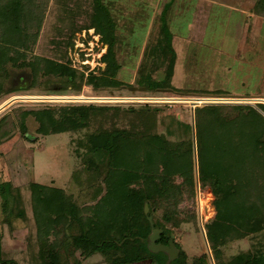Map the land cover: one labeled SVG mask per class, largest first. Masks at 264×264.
<instances>
[{"label":"trees","instance_id":"obj_1","mask_svg":"<svg viewBox=\"0 0 264 264\" xmlns=\"http://www.w3.org/2000/svg\"><path fill=\"white\" fill-rule=\"evenodd\" d=\"M85 1L91 6L89 22L80 29H93L105 45L100 58L104 67L97 74L72 67L67 57L64 62L42 56L26 58L25 51L35 42L44 18L43 3L0 0V95L32 89L39 76L51 77L46 79L48 84L59 83L61 91L74 94L84 84L95 91H120L123 85L126 89L144 87L138 93L150 96L162 89L163 94L178 97L224 93L172 85L176 52L161 20L163 11L151 18L146 1L131 7L120 0H57L60 16L73 15L71 2L79 8ZM250 12L264 18V0H254ZM58 20L60 31L73 30L64 40L65 46H72V23L66 18ZM120 24L133 37L136 29L143 30L139 42H123L126 36L117 31ZM142 42L141 62L129 82L121 77L122 69L126 58L135 59ZM190 64L188 59L185 66L190 68ZM8 65L28 73L16 76L24 80L15 86L6 83ZM158 69L164 71L159 79L154 77ZM46 91L56 94L58 88ZM157 103L19 109L17 123L10 113L0 117V144L12 137L16 126L24 135L28 116L36 121L37 134L72 132V151L81 166L72 171L71 178L89 191V198L78 203L61 187L30 181L29 216L23 209L21 186L8 180L10 200L5 199L4 205H9L7 212L13 220L9 225L19 218L28 228L23 251L27 264H80V258L96 253L106 264H186V254L173 233L184 221L181 213L190 210L187 202L194 203L197 190L212 195L214 214L203 228L214 264H264L261 242L228 259L222 250L232 241L264 231V103L257 102L255 107L203 103L193 107L191 121L164 112L165 106ZM144 203L154 227L162 229L157 242L172 239L179 249L175 260L168 262L165 253L148 250L151 227ZM8 255L0 247V261ZM202 256L193 258L191 264H209L207 253Z\"/></svg>","mask_w":264,"mask_h":264},{"label":"rangeland","instance_id":"obj_2","mask_svg":"<svg viewBox=\"0 0 264 264\" xmlns=\"http://www.w3.org/2000/svg\"><path fill=\"white\" fill-rule=\"evenodd\" d=\"M38 1L43 3L44 18L37 29L38 35L35 42L31 43L25 51L26 58L42 56L57 58L64 62L67 57L72 67L85 73L92 71L97 74L100 70L98 68L104 67L100 58L105 51V45L99 41V35L95 34L93 29H80L89 22L91 10L89 2H82L79 8L71 2L73 15L61 17L57 0ZM120 1L131 7H135L138 1H146L148 11H163L164 17L161 20L166 23L171 33L172 45L176 52L171 80L173 86L206 88L209 91L218 89L224 93L219 95L194 93L198 95L178 97L165 95L163 94L165 91L160 90L159 94L163 95L150 96V94L138 93L137 90L130 91L124 85L120 91L111 89L95 91L91 85L84 84L79 94H74L73 91H61L59 83L48 84L46 79H51V77L39 76L38 85L32 89L18 90V94L10 96L0 95V117L10 113L17 123L19 109H39L71 104H106L108 102H123L124 104L158 102L157 104L165 106L164 112L174 113L185 121H191L193 103L190 98H193L192 96L232 97L236 99L234 101H243L242 104L254 107L257 102H260L256 98L264 97V18L251 14L250 7L254 0ZM58 18H66L68 23H72V28L75 29L71 41L72 46H65L64 40L73 30L62 29L60 31ZM117 31L126 36L123 39L125 43L128 40L134 43L139 42L137 37L143 33V30L136 29V37L128 35L121 24ZM143 44L142 42L133 61L126 58L121 77L129 82L133 81L135 70L141 62ZM123 52H126L125 49ZM56 54L63 55L64 58L56 57ZM188 59L191 62L190 68L185 66ZM7 70L9 72L7 85L19 84L24 79L18 81L16 76H23L25 72L26 76L28 74L22 68H14L11 65L7 66ZM163 74L164 71L158 69L154 77L159 79ZM49 88H58V91L56 94H47L46 90ZM15 97L17 98L14 99ZM25 121L27 132L24 135L16 126L12 137L0 144V233L3 235L0 239V247L5 252H9L5 261L2 259L0 264H27L23 260V251L28 228L19 218L14 220V225H9L8 221L13 222V220L7 212L9 205L7 207L4 205L5 199L10 200L9 195L6 194L8 180L21 186L23 209L29 216L31 206L27 184L30 181L61 187L73 194L78 203L89 198L88 189L85 186L80 187L71 178L72 171L81 166L80 159L74 155L70 142L75 135L70 131L40 135L35 131L37 123L33 117L28 116ZM193 199L194 203L187 202L190 210L183 209L181 214L184 221L175 229L176 231L174 230L173 234L186 254V264H191L193 258H202V253H207L209 264H214L203 232V223L214 214L211 203L212 195L208 190L200 192L197 190L196 197ZM257 242L264 245V231L223 246V257L228 259L232 255L248 250ZM80 261V264H106V260L99 253L84 259L80 258ZM133 264H147V262L141 261Z\"/></svg>","mask_w":264,"mask_h":264},{"label":"water","instance_id":"obj_3","mask_svg":"<svg viewBox=\"0 0 264 264\" xmlns=\"http://www.w3.org/2000/svg\"><path fill=\"white\" fill-rule=\"evenodd\" d=\"M128 90L130 91H143L144 87H136V86H129ZM162 91H165L162 89ZM16 99V98H14ZM256 100H259L260 102H264V97H257ZM198 103V102H193ZM144 213L147 215L148 213V205L147 203H144ZM147 219L150 223V232L147 236V248L150 252L157 253V252H163L167 255V261L170 262L171 260L178 257L179 249L175 246L172 239H169L167 244H163L161 242H157L162 229L155 228L153 225L152 217L150 215H147ZM204 232V230H203ZM205 235V233H204Z\"/></svg>","mask_w":264,"mask_h":264},{"label":"built area","instance_id":"obj_4","mask_svg":"<svg viewBox=\"0 0 264 264\" xmlns=\"http://www.w3.org/2000/svg\"><path fill=\"white\" fill-rule=\"evenodd\" d=\"M193 98H190L192 103L193 102H198L197 104L196 103H193V107L196 106V105H199L200 103H243V101H234L236 99L232 98V97H211V96H202V97H194L192 96ZM153 101H156V100H153Z\"/></svg>","mask_w":264,"mask_h":264},{"label":"crops","instance_id":"obj_5","mask_svg":"<svg viewBox=\"0 0 264 264\" xmlns=\"http://www.w3.org/2000/svg\"><path fill=\"white\" fill-rule=\"evenodd\" d=\"M148 4V3H147ZM151 13V18H154L158 13H160L159 11L158 12H156V11H152V12H150ZM2 237H3V235H2Z\"/></svg>","mask_w":264,"mask_h":264},{"label":"bare ground","instance_id":"obj_6","mask_svg":"<svg viewBox=\"0 0 264 264\" xmlns=\"http://www.w3.org/2000/svg\"><path fill=\"white\" fill-rule=\"evenodd\" d=\"M52 97H54V96H52ZM15 98H17V97H15ZM19 98V97H18Z\"/></svg>","mask_w":264,"mask_h":264},{"label":"flooded vegetation","instance_id":"obj_7","mask_svg":"<svg viewBox=\"0 0 264 264\" xmlns=\"http://www.w3.org/2000/svg\"><path fill=\"white\" fill-rule=\"evenodd\" d=\"M20 80V79H19ZM164 244H167V243H164Z\"/></svg>","mask_w":264,"mask_h":264}]
</instances>
